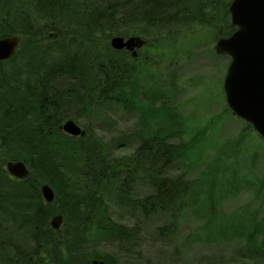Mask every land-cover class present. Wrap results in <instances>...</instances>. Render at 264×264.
<instances>
[{"label": "trees", "instance_id": "trees-1", "mask_svg": "<svg viewBox=\"0 0 264 264\" xmlns=\"http://www.w3.org/2000/svg\"><path fill=\"white\" fill-rule=\"evenodd\" d=\"M231 1L0 0V37L21 36L16 54L0 60V264H94L81 244L90 233L132 249L141 226L115 220L109 200L130 218L169 216L158 228L161 236L173 235L183 210L200 203L206 218L198 227L210 230L208 242L239 241L241 264L264 260V215L258 209L229 214L221 206L244 186V175L214 160L189 176L199 165L190 156L203 137L174 141L189 121L170 105V90L154 85L142 95L141 74L133 68L140 53L134 57L109 41L138 33L144 46H157L163 56L166 28L211 20L208 9L218 7L232 27L218 30L217 37H225L234 31ZM108 101L140 108L145 131L130 155L114 156L88 128L80 136L61 128L68 118L98 113ZM241 132L240 140L250 135L249 129ZM10 160L24 161L30 174L11 175ZM175 166L184 171L170 175ZM253 175L254 191L264 196V174ZM141 182L154 192L138 196ZM45 183L55 190L52 202L43 196ZM57 214L64 216L61 230L51 225ZM118 260L108 255L98 263Z\"/></svg>", "mask_w": 264, "mask_h": 264}, {"label": "rangeland", "instance_id": "rangeland-1", "mask_svg": "<svg viewBox=\"0 0 264 264\" xmlns=\"http://www.w3.org/2000/svg\"><path fill=\"white\" fill-rule=\"evenodd\" d=\"M208 11L209 15H214L211 20L166 28L169 29L165 32L168 48L163 56L157 46H143L138 58L133 60V68L134 71H140L139 81L145 87V90L141 89L142 95L154 85L169 89L167 99H171L170 105L180 117L187 119V123L189 121L174 141L190 143L203 137L199 141L198 150L190 156L193 161H199V165L189 170V176L198 174V169L201 170L212 161L220 160L221 165L230 166L231 170L244 175L246 179L244 186L235 195L230 194L222 202L223 209L229 214L258 209L262 216L264 196L254 191L256 178L253 174L255 172L260 177L264 174V140L253 128L247 127L245 120L233 114L227 105L224 80L231 60L227 54L218 53L215 46L219 40L218 30L228 33L232 27L228 29L221 19L223 13L219 7ZM228 18L231 21L230 14ZM213 22L217 25H212ZM149 79L155 84H150ZM68 119H74L84 130L88 128L92 131L114 156L133 153L141 142L138 134L145 131L140 108H126L114 101L105 103L98 113ZM245 129H249L250 135L240 140L241 131ZM121 143L123 146L119 145ZM255 153L260 156L257 155L256 165L253 162L254 168L252 161L255 160ZM182 171L183 168L172 167L169 174ZM153 192L154 188L149 183L141 182L138 185L137 195L140 197ZM201 206L200 203L187 206L179 219L177 231L173 235L161 236L158 228L170 221L169 216L159 214L146 219L136 213L130 218L128 210L109 200L111 216L118 221L123 219L130 226L139 223L141 234L132 243V249L128 248L130 246H121L113 239H106V236L100 238L95 233L86 234L84 243H81L82 249L88 252L87 258L91 263L112 255L119 259V264H219L222 261L225 264H241L238 251L242 245L239 241L229 243L206 240V233L210 230L198 227L206 218L205 206ZM246 264H264V260L260 258L257 263Z\"/></svg>", "mask_w": 264, "mask_h": 264}, {"label": "water", "instance_id": "water-1", "mask_svg": "<svg viewBox=\"0 0 264 264\" xmlns=\"http://www.w3.org/2000/svg\"><path fill=\"white\" fill-rule=\"evenodd\" d=\"M229 12L236 29L230 35L219 38L215 46L218 53L231 58L224 80L227 105L233 114L250 123L264 138V0H232ZM20 42L19 35L0 37V60L12 58ZM110 43L113 48L126 49L136 57L138 49L145 45L146 40L140 35H116L110 39ZM61 128L73 136L85 134V130L74 119L64 121ZM6 167L17 178H25L30 174L27 164L22 160H10ZM42 192L46 201H54L56 193L50 184H43ZM63 220L62 214L53 216L52 227L61 230Z\"/></svg>", "mask_w": 264, "mask_h": 264}, {"label": "flooded vegetation", "instance_id": "flooded-vegetation-1", "mask_svg": "<svg viewBox=\"0 0 264 264\" xmlns=\"http://www.w3.org/2000/svg\"><path fill=\"white\" fill-rule=\"evenodd\" d=\"M232 23V22H231ZM232 26H233V28H234V30L236 29V27L232 24ZM230 35V34H229ZM228 36V35H227ZM129 37V36H128ZM221 38V37H220ZM142 48V47H141ZM140 48V49H141ZM140 49H138V52L140 51ZM124 51H126V52H128V53H130L131 55H132V52L131 51H128V50H126V49H123ZM99 261H94V264H103V263H98ZM103 262V261H102Z\"/></svg>", "mask_w": 264, "mask_h": 264}]
</instances>
